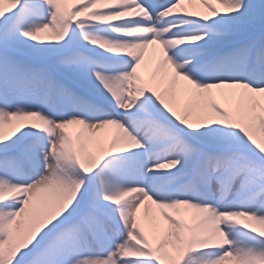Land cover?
<instances>
[{
    "label": "snow or ice",
    "instance_id": "6c2138e0",
    "mask_svg": "<svg viewBox=\"0 0 264 264\" xmlns=\"http://www.w3.org/2000/svg\"><path fill=\"white\" fill-rule=\"evenodd\" d=\"M0 264H264V0H0Z\"/></svg>",
    "mask_w": 264,
    "mask_h": 264
}]
</instances>
